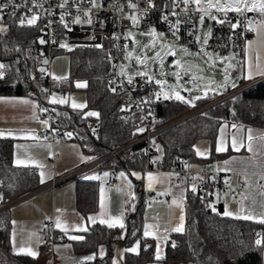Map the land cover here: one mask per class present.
Listing matches in <instances>:
<instances>
[{"label":"trees","instance_id":"1","mask_svg":"<svg viewBox=\"0 0 264 264\" xmlns=\"http://www.w3.org/2000/svg\"><path fill=\"white\" fill-rule=\"evenodd\" d=\"M6 32H0V63L5 65L0 77V94L24 95L45 103L51 88L73 89L74 82L82 80L86 107L72 108L66 104H54L51 108L55 120L53 126L72 133L81 147L93 157L119 146L131 138L135 115L129 112L123 117L119 110L123 93L112 83L111 65L107 42L102 47H74L67 50L68 76L60 82L52 81L44 72L39 73V62L33 55L37 47V29L8 19ZM4 21V20H3ZM229 88V87H227ZM115 89V92L112 91ZM148 88L145 89V92ZM211 97V96H210ZM193 102L200 103L208 99ZM189 106L173 99L154 103L155 112L163 119L183 113ZM87 111L98 113L87 116ZM231 113V119L243 125L264 128V81L242 92L233 99L222 102L202 114L195 115L161 133L155 138L161 151L160 168L168 167L178 158L190 161L194 158L193 143L200 137L213 138L220 119ZM97 119L99 133L92 137L86 129V121ZM11 143L0 140V203L37 188L34 172L14 167L10 163ZM145 157L134 150L124 151L103 163L116 167L139 168ZM64 182V181H63ZM62 183V182H61ZM75 205L83 216L96 209L97 188L95 181H75ZM136 194L135 208L124 212V228L94 223L82 232V240H72L76 253L95 251L103 244L102 256L78 264H112V247L115 242L129 247L134 240L140 243L138 254L124 252L120 264H145L153 260V243L141 237L143 197L141 181L133 179ZM209 195L204 188L188 189L185 195L183 232L174 236L176 247H166L165 260L192 262L193 264H262L261 246L255 244L259 224L249 220L227 217L209 207ZM54 233V232H53ZM10 220L8 209L0 212V264H31L24 255H12L9 250ZM52 241L57 240V235ZM123 236V238H120Z\"/></svg>","mask_w":264,"mask_h":264},{"label":"crops","instance_id":"2","mask_svg":"<svg viewBox=\"0 0 264 264\" xmlns=\"http://www.w3.org/2000/svg\"><path fill=\"white\" fill-rule=\"evenodd\" d=\"M251 3L256 4L255 11H260V0ZM197 7L203 8L199 4ZM211 21V18H204L201 27L210 25ZM253 29V34L248 36L245 41L243 54L236 58L238 84L253 80L261 76L260 72H264V27L260 24L253 26ZM249 72L252 73L251 79L246 78ZM61 89L67 91L66 88H59V90ZM25 100L28 103L22 102ZM53 105L47 103V95L45 103L39 105L37 100L30 96L0 94V133H3L0 135V140H10L11 165L27 168L34 172L39 186L89 161L85 158L93 157L81 147L78 141L67 135L52 138L36 135L37 132L45 131L50 127L52 130L55 129L50 123L45 124L44 121L36 118L38 111L46 108L51 110ZM186 106L188 105L186 104ZM249 135L252 137L251 141L248 139ZM233 137L238 143L243 142V146L239 147L238 150H233L231 146ZM221 141L226 144L227 150L217 152L216 146ZM249 143H251L252 151L248 150ZM156 145L158 146L157 143ZM60 148L70 149L72 157L70 159L64 158L59 151ZM197 150L204 155H198ZM157 151L161 154L159 148V150H155L152 157L157 154ZM193 153L195 156L188 161L187 168L194 173V178L191 183L186 185L175 183L174 173L169 172L166 167L144 170V167L142 169L124 168L113 166L110 163L89 169L81 176L68 179L53 189H45L36 193L41 194L43 191L51 190L41 203L33 201L36 198V194H34L26 201L9 207L10 253L30 257L32 259L31 264H78L88 261L85 259L86 257L102 256L101 249H103V254L105 252L103 244H99L95 251L76 253L71 244L73 239L69 237L82 236L83 231L78 229H87L94 223L101 224L100 220L112 222L119 218L124 222L125 210L133 209L128 202L129 192L134 194L133 204L136 203L133 187V179H135L141 181L143 195L156 196L155 200L142 205L141 237L153 243V260L145 264H193L189 261L165 260L167 246L163 237H171L175 240L173 235L181 233L173 232L171 228L179 225L180 215L184 216L185 195L188 189H193V186L197 189L198 183L204 180L205 176L199 174L201 169L207 170L214 178L224 181L218 187H204L209 195V207L212 209L214 206L221 215L227 208L234 214L227 217L232 218L251 212L256 219L243 220L258 223L260 225L257 232L258 237L264 240V224L258 222L260 215L264 213V178H262L264 177V128L243 125L227 117L222 118L213 138L200 137L194 141ZM60 159L62 163L59 162ZM110 168H114L117 181L114 186L109 187L106 185V180L111 173ZM41 172L45 174L43 183H41ZM105 172L109 175L104 176ZM121 172L125 173L127 179L119 175ZM133 172L138 173L140 178L137 179L133 176ZM149 173L158 178L151 188L148 181ZM94 175L99 176L100 179H84L85 176ZM76 180L96 182L97 206L95 210L88 212L85 216L79 213L75 205ZM129 181L131 182L130 188ZM88 217H94L95 222L89 220ZM57 220L60 221L59 227H57ZM42 222L47 223L48 228L57 235V240L51 242L42 240L40 229ZM103 225L107 226V223ZM145 225L154 226L148 229L151 233L148 237L144 236ZM115 227H119V224H116ZM166 229L167 231H165ZM156 236L160 237L159 244L163 257L159 261L155 259L158 243ZM137 242L139 241L134 240L129 247H125L120 242H115L112 247V264H120L124 250L136 246ZM21 249L24 251L22 252ZM28 251L35 252L36 255L26 254ZM261 251L264 254V244L261 245Z\"/></svg>","mask_w":264,"mask_h":264},{"label":"built area","instance_id":"3","mask_svg":"<svg viewBox=\"0 0 264 264\" xmlns=\"http://www.w3.org/2000/svg\"><path fill=\"white\" fill-rule=\"evenodd\" d=\"M5 2L6 0H0V4ZM132 2L136 4V8H130L128 0H99L102 5L100 8H93L89 0H14V4L10 3L4 9L3 19H13L20 24V19L25 18L24 25H28L27 18H31L33 14H38L39 18L36 24L31 26L37 29L36 41L44 39L46 43L43 45L37 44V47L33 50L35 57H47L52 51L67 49L60 47L62 43L74 48L95 47V45H102L103 41L107 42L112 83L123 93V101L119 110L123 117H127L131 112L136 116V119L133 121V128L130 132L132 137L127 141L101 155L92 157L89 161L60 177L51 179L48 183L0 203V212L42 190L53 189L63 181L79 177L87 170L98 167L105 161L127 150H134L145 157L144 170L159 168L160 161L151 162L154 160L153 153L157 149L156 142L155 145L152 142L155 141L158 135L222 102L233 99L264 81V75L245 81L236 87L221 91L217 96L195 103L194 106L190 105L183 113L175 117L163 120L154 108L156 91L160 89V85L155 83L158 74H156L154 68L152 72H147L148 76L153 77L151 81L147 79V76L141 78L139 75H131L133 84L129 85L127 83L128 76L125 73L134 67L144 66L142 63L136 66L133 60L131 48L133 46L137 47L138 41L136 38L128 37L130 30L132 28L143 30L154 27L162 30L168 40L181 43L186 50L193 51L197 50L199 41L197 38V21L200 19L202 12L205 18L216 16L224 21L218 23L212 19L208 30L202 33L200 39L207 38L208 40L206 45L203 43L204 49L226 57H234L243 54L247 37L253 34V26L260 25L264 21V15L255 10L240 13L228 11L225 14L222 11H217L215 7L200 9L196 4L189 3L186 5L181 0H152V7H149L148 0H132ZM61 4L64 7H60ZM14 5H19V7L15 8ZM89 9L91 10L92 24H88L86 22L88 18L83 15L84 11ZM62 15L64 17L63 22H61ZM78 16L81 18V23L74 22ZM131 16L136 17L135 23L128 18ZM164 17H167V19ZM249 21L252 22L251 25ZM64 23L68 24V28L64 27ZM231 25L238 26L232 28ZM160 46L161 49L164 48L162 41H160ZM128 57L131 59L127 60ZM0 73H2V69H0ZM147 88L148 91L145 92ZM61 92L66 94L65 90L61 89ZM146 101L148 102L146 103ZM230 117L231 113H228L227 118ZM36 118L40 121H47L51 126H53L52 122L55 120L53 112L48 108L38 111ZM53 127L55 129L52 130L50 127L45 131L37 132L36 135L48 138L64 137L66 135L67 132L64 129L58 126ZM139 128H144L145 131L140 133ZM86 129L92 137L96 138L99 133V121L97 119L87 120ZM187 163L186 159L178 158L166 168L169 172L174 173V181L179 185H186L193 181L194 173L187 168ZM110 171L111 173L106 180V185L109 187L114 186L117 181L114 168H110ZM199 174L205 176V178L198 183V189L206 186L218 187L224 182L214 178L205 169L199 170ZM2 186L3 183L0 181V188ZM155 199V195H143L141 205ZM40 229L44 242H51L56 237L53 231L48 228L47 223L42 222ZM258 238L256 236L255 241ZM173 242L176 245V241L169 237L165 243L166 246L172 247Z\"/></svg>","mask_w":264,"mask_h":264},{"label":"rangeland","instance_id":"4","mask_svg":"<svg viewBox=\"0 0 264 264\" xmlns=\"http://www.w3.org/2000/svg\"><path fill=\"white\" fill-rule=\"evenodd\" d=\"M256 0H249V3ZM217 2L223 4L225 0H202L199 5L203 8H209V4L215 5ZM205 18V15H202ZM200 16V17H201ZM4 21L0 22V26L6 27L8 24V19H3ZM201 20L197 24V38L199 39L197 44V50L189 51L184 48V45L181 43H175L168 40L162 30L150 27L148 29L132 28L128 33L129 38H136L138 41L137 47L131 48V53L133 54V60L138 66L141 63H137V57H140L142 64L148 59L149 65L145 68L144 66L134 67L129 69L125 75H137L139 71H146L148 73L153 71V68L158 74L156 80H160L163 83H168L170 88L167 90L170 92L171 99L178 101L180 103H185L181 100L175 98V94L179 93L185 100L194 101L196 96H204V93L207 92V97L217 96L220 94V86L222 85L221 79L224 76H229L230 81L226 86L229 88L232 87L234 82L238 84L237 65L236 58L226 57L218 53H213L208 50H205L203 47V40L200 39L202 33L206 32L209 28V25L202 28ZM153 30H155L153 32ZM162 34V35H161ZM160 41L163 42L164 48L160 50ZM143 46V47H141ZM71 49V47H69ZM57 50L52 51L47 55V65H46V74L48 77L55 82L63 81L68 76V55L66 51L69 50ZM159 52L160 56L157 58L153 57L155 53ZM171 53V54H169ZM40 61V57H37ZM131 58L128 57L127 60ZM225 64H229L230 67H225ZM55 76L58 79L54 80L52 77ZM179 77V79H178ZM63 78V79H61ZM84 83L82 80H77L74 82L73 89H67V94L61 92V90L56 88H51L47 92V103L50 104H67L72 107L75 104H85L84 93L82 87H77V83ZM157 84V83H156ZM160 85V84H158ZM55 99V103L52 100ZM63 100L64 103H60ZM195 104V102H193ZM188 106L190 104L186 103ZM87 111L86 113H88ZM58 140V139H57ZM64 141V140H60ZM64 158L70 159L72 153L70 149L60 148ZM161 154L157 151V154L153 157L154 160L160 161ZM59 162L62 163L60 159ZM51 190L43 191L41 194H36V198L33 201L41 203L50 193ZM35 197V196H33ZM26 201L23 200L21 202ZM20 202V203H21ZM130 207L133 205V199L129 198L128 200ZM42 238V237H41ZM262 261H264V254H262Z\"/></svg>","mask_w":264,"mask_h":264},{"label":"snow or ice","instance_id":"5","mask_svg":"<svg viewBox=\"0 0 264 264\" xmlns=\"http://www.w3.org/2000/svg\"><path fill=\"white\" fill-rule=\"evenodd\" d=\"M181 2L184 3V4H186V5L189 4V3H193V4H197V5H198V4L200 3V0H181ZM10 3H13V4H14V0H6V2H5L4 4H0V22L3 21V15H2V13H3L4 9L7 8V7L9 6ZM89 3L92 5L93 8H100V7H102V5L99 3V0H89ZM148 3H149V7H152V6H153V5H152V0H148ZM34 6H35V4H34ZM128 6H129L130 8H136V4L133 3L132 0H128ZM14 7H15V8H18L19 5H14ZM60 7H64V5L61 4ZM209 7H210V8H211V7H215L217 11H222V12H224V13L226 14L228 11H235V12H237V13L244 12V11H252V10H254V9L256 8V4H255V3H251V4H250V3H249V0H225V2H224L223 4L217 2L215 5H213V4L210 3V4H209ZM259 9H260L261 14L264 15V0H260ZM83 15H84L85 17L88 18V19L86 20V22H87L88 24H92V20H91V10L89 9V10L84 11ZM38 18H39V17H38V14H33V15L31 16V18H27V24H28V25H35L36 22H37V20H38ZM128 18L131 19V20L133 21V23L136 22V17H135V16H131V17H128ZM164 18L167 19V17H164ZM210 18L213 19V20H216L218 23H223V22H224V21L220 20V19H219L218 17H216V16H211ZM203 19H204L203 16H201V18H200L201 23H203ZM63 21H64V17H63V15H62V16H61V22H63ZM74 22H75V23H81V18H80L79 16L76 17V19H75ZM24 23H25V18H21V19H20V24L23 26ZM251 23H252V22L249 21V24H250V25H251ZM237 26H238V25H231L232 28H235V27H237ZM261 26L264 27V21L261 22ZM64 27H65V28H68V24H67V23H64ZM6 31H7V29H6L5 27L0 26V32H6ZM154 31H155V30H153V32H154ZM161 35H162V34H161ZM209 35H210V33H209ZM39 42H40L41 44L46 43V41H45L44 39H40ZM203 43H204L205 45L208 43L207 38H205V39L203 40ZM60 47H62V48H69V45H67V44H63V43H62V44L60 45ZM95 47H98V48H99V47H102V46H101V45H95ZM69 50H71V49L69 48ZM169 54H171V53H169ZM159 56H160V53H157V58H158ZM136 59H137V63H142V61L140 60V57H137ZM45 63H47V61H45ZM4 67H5V65L0 64V69H3ZM144 67H145V68L147 67L146 62H144ZM228 67H230V66H228ZM42 71H43V70H42ZM259 74H260V75H264V72H260ZM2 75H3V73H0V77H2ZM137 75H139L141 78H144V77L147 76V79H148L149 81H151V80L153 79L152 76H148V75H147V72H146V71H139V72L137 73ZM52 78H53L54 80L58 79V78L55 77V76H53ZM246 78H247V79H251V78H252V73L249 72V74H248V76H247ZM61 79H63V78H61ZM178 79H179V77H178ZM224 81H225V86H226L227 83L231 82V81H230V77L225 76V77H224ZM127 83H128L129 85H132V84H133V77H132V76H128ZM156 83H157V84H160V85L162 86V87H161V92L163 93L162 98H163L164 100L171 99L172 97H171V95H170V92H168V91H164V89H163V82L157 79V80H156ZM76 86H77V87H85L86 85L83 84V83H79V82H78ZM236 86H237V85L233 82V83H232V87H236ZM112 91L115 92V89H112ZM207 95H208V93L205 92L203 97H201V96H196L195 99H196V100H199V99H201V98H206ZM156 97H157V99H160V98H161V93H156ZM175 98H176L177 100H181V101H183V102H185V103H188V104L194 106L193 101H191V100H185V98L182 97L179 93H176V94H175ZM22 102H23V103H28V101H26V100H25V101H22ZM52 102L55 103V102H56L55 99H53ZM147 102H148V101H146V103H147ZM60 103H64V101L61 100ZM72 107H73V108H83V107H86V105H83V104H75V103H74V104L72 105ZM86 115H87V116H97V117H98L99 114L96 113V112H94V111H89ZM44 123L47 124V121H44ZM138 131H139L140 133H143V132L145 131V129H144V128H139ZM221 131H223V129H221ZM249 131H250V130H249ZM0 135H3V133H0ZM66 135L69 136V137H71V136H72V133H66ZM248 139H249V141L252 140L251 135H249ZM152 143H153V145H155V141H154V140H153ZM231 146H232L233 150H238L239 147H242V146H243V142L241 141V142L238 143V142L236 141L235 137H233L232 145H231ZM157 149L159 150L158 146H157ZM226 150H227V148H226V144H225L223 141H221V142H219V143L217 144V146H216V151H217V152H223V151H226ZM248 150H249V151H252L251 143H249V145H248ZM197 154H198V155H204V153L200 152L199 150H197ZM85 159H86V160H90V159H92V158L89 157V158H85ZM151 162H152V163H155L156 161L153 160V161H151ZM17 163H19V161H17ZM38 167H39V165H38ZM40 175H41V183H43V182H44V176H45V174H44L43 172H41ZM108 175H109V173H107V172L104 173V176H108ZM119 175H120L121 177H124L125 179H127V177H126V175H125L124 172H121ZM132 175L135 176L137 179L140 178L138 173L133 172ZM262 178H264V177H262ZM84 179H90V180H92V179H97V180H98V179H100V177H99V176H95V175H94V176H85ZM157 180H158V178H157L156 176H154V175L151 174V173L148 174V181H149V187H150V188L153 186V184H154L155 182H157ZM130 187H131V182L129 181V188H130ZM192 191H193V192L196 191L195 186H193ZM128 195H129L130 198L134 199V194H133L132 192H129ZM0 199H2V197H0ZM173 203H176V201H173ZM210 206H211V205H210ZM132 208H133V209L135 208V205H134V204L132 205ZM212 210H213V211H216V209H215L214 206H212ZM223 215H224V216H233L234 214H233L232 212L228 211L227 208H226V210L224 211ZM236 218H238V219H256V217H254L253 214H252L251 212H246L243 216H237ZM88 219L91 220V221H93V222H95V218H94V217H88ZM179 220H180L179 225H177V226L171 228V231H173V232H183V228H184V224H183V222H184V216H183V215H180V216H179ZM258 222L264 224V213H262V214L260 215V218H259V221H258ZM100 223H101V224L107 223V226H108L109 228L115 227L116 224H119V227H120V228H124V227H125L123 221H122L121 219H119V218H117L115 221H112V222L105 221V220H100ZM59 226H60V221L57 220V227H59ZM152 227H154V226H152V225H145V231H144V236H145V237H148L149 235H151V233L148 231V229H149V228H152ZM78 230L87 231V229H78ZM165 231H167V229H166ZM258 235H259V234H258ZM69 238H70V239H73V240H82V239H84V237H82V236H71V237H69ZM120 238H123V236H121ZM156 239H157L158 243H157V248H156L155 259H156L157 261H159V260H161L163 257H162V250H161V247H160V244H159V239H160V237H159V236H156ZM163 239L165 240V242L167 241V237H166V236L163 237ZM255 244H256L257 246H261L262 244H264V240L258 238V239H256ZM172 247H174V248L176 247L175 242H173ZM138 249H139V242H137L136 246H134V247H132V248H129V249H125L124 251H125V252H131V253H136V254H138ZM21 251L23 252L24 250L21 249ZM26 254L31 255V256H35V255H36L35 252H31V251H28ZM101 255H103V249H101ZM85 259H86V260H92V259H94V256H89V257H86Z\"/></svg>","mask_w":264,"mask_h":264},{"label":"water","instance_id":"6","mask_svg":"<svg viewBox=\"0 0 264 264\" xmlns=\"http://www.w3.org/2000/svg\"><path fill=\"white\" fill-rule=\"evenodd\" d=\"M249 19H250V17H249ZM249 26H250V25H249ZM39 41H40V39L37 41V44H38V45H43V44H41ZM160 49H161V46H160ZM157 53H159V52H157ZM157 53H155V55H153V57H156V56H157ZM45 61H47V57H46V56H42L41 59H40L39 65H38V67H37V71H38L39 73L44 72V70H45V68H46V65H47V63H45ZM149 61H150V59L147 60V62H149ZM147 62H146V64H147ZM224 66H225V67H228L229 64H225ZM42 70H43V71H42ZM224 77H225V76H224ZM224 77H222V79H221V82H222V85L220 86V90H221V91H225V90L227 89V86H225ZM228 77H229V76H228ZM161 87H162V86L160 85V90H157V91H156V93H161V98H160V99H157V97H156V95H155V99H156V101H158V102H160L161 100H163V98H162L163 93L161 92ZM169 88H170V85H169L168 83H163V89H164V91H167Z\"/></svg>","mask_w":264,"mask_h":264}]
</instances>
